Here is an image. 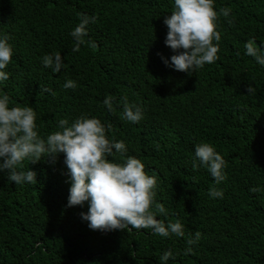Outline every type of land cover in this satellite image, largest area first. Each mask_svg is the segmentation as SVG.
I'll return each mask as SVG.
<instances>
[{
    "label": "trees",
    "instance_id": "trees-1",
    "mask_svg": "<svg viewBox=\"0 0 264 264\" xmlns=\"http://www.w3.org/2000/svg\"><path fill=\"white\" fill-rule=\"evenodd\" d=\"M214 7L231 9L218 18L219 59L189 74L162 60L176 54L165 44L163 22L173 0H0V33L14 49L9 79L0 84L10 106L32 107L42 136L61 118H99L108 138L127 146L115 159L135 156L156 177L154 201L167 212L157 219H179L185 231L161 237L150 229L92 230L81 218L86 202L67 206L63 153L25 159L17 168L36 171V183L17 185L0 172V264H162L169 249L175 259L167 264H264V66L244 47L250 39L264 45V0H216ZM81 14L95 22L74 52L70 32ZM57 51L65 63L60 73L41 62ZM68 79L75 89L63 87ZM125 98L143 109L139 123L124 119ZM201 142L226 161L219 185L207 168H192ZM213 186L223 198L209 196ZM196 232L200 239L184 255Z\"/></svg>",
    "mask_w": 264,
    "mask_h": 264
},
{
    "label": "clouds",
    "instance_id": "clouds-1",
    "mask_svg": "<svg viewBox=\"0 0 264 264\" xmlns=\"http://www.w3.org/2000/svg\"><path fill=\"white\" fill-rule=\"evenodd\" d=\"M216 0H173V10L165 16L167 26L165 44L176 54L170 60L162 57L164 64L176 71L193 73L205 64L214 63L219 59L218 51L221 33L217 30L220 15L229 17L231 9L214 7ZM95 22V17L81 14L79 23L70 32L74 38V52H78L85 43L87 25ZM228 23H232L229 19ZM10 35L0 33V84L9 79L5 71L9 65L14 49L10 43ZM95 47L94 42H88ZM245 54L254 58L264 66V45H257L254 39L245 45ZM42 64L60 73L65 66L60 52L45 54ZM76 82L66 80L64 88H76ZM52 92V89H45ZM255 92L252 85L248 93ZM54 94V93H53ZM112 97L107 96L103 104L108 110L113 109ZM123 117L129 122L139 123L143 119V109L135 102L129 103L125 98ZM37 115L30 106H10V97L0 91V172L7 170L9 181L17 185L36 183L37 172L18 170L25 159L37 162L42 157H56L63 153L64 164L68 171L69 194L67 206L88 205L87 212H81L83 221L88 222L92 230H132L150 229L153 234L161 237H184V225L179 219L167 224L157 219V212L167 215L163 204L155 203L157 179L145 172V164L135 156H126L123 160L115 159L119 153L124 156L128 149L123 140L109 139L106 126L95 116L81 114L73 121L61 118L58 129L46 136L39 133L36 124ZM46 154V155H45ZM207 168L215 185L226 179V161L216 151L214 145L201 142L195 146L192 168ZM251 192L262 191L253 187ZM213 199L223 198V189L215 186L209 189ZM153 206L155 210H153ZM200 233L187 240L184 255L193 252L192 245L198 242ZM170 258L175 259L171 249L159 257L162 264Z\"/></svg>",
    "mask_w": 264,
    "mask_h": 264
}]
</instances>
